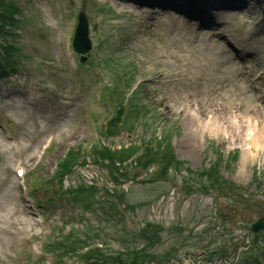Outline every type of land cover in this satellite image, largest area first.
Segmentation results:
<instances>
[{
	"label": "rangeland",
	"instance_id": "374dc122",
	"mask_svg": "<svg viewBox=\"0 0 264 264\" xmlns=\"http://www.w3.org/2000/svg\"><path fill=\"white\" fill-rule=\"evenodd\" d=\"M3 1L0 28L16 22L0 31V264H219L223 244L237 264L264 216V150L248 141L264 114V0H229L241 7L218 19L252 84L222 39L148 0Z\"/></svg>",
	"mask_w": 264,
	"mask_h": 264
},
{
	"label": "bare ground",
	"instance_id": "6f19581e",
	"mask_svg": "<svg viewBox=\"0 0 264 264\" xmlns=\"http://www.w3.org/2000/svg\"><path fill=\"white\" fill-rule=\"evenodd\" d=\"M184 2H189L185 7L188 13L192 14V15H197L198 13L204 12L200 9V6H197L196 1L197 0H182ZM146 2V1H145ZM211 4L215 3L214 0H210L208 1ZM225 3H229V0H225ZM150 4H154V5H158V6H168L170 3L168 2V0H149ZM179 8H183L182 5H185V3L178 1L177 4ZM149 13L153 14L154 11L153 10H149ZM191 116L193 117L194 120H197V116L192 113ZM237 118V116H235ZM211 117H208V120L203 123V124H199L200 127L202 129H209V130H213L215 127L213 126V121H211L210 119ZM228 122H235L233 116H228L225 117ZM232 119V120H231ZM258 118L253 119L254 121L252 122V128H253V133L252 135L248 138L249 140V146H252L253 148H260L264 150V114L263 117L261 118L262 121L260 122L261 124H258L259 122L257 121ZM231 124V123H230ZM237 126V125H236ZM217 130V129H216ZM246 154H250L251 149L246 148L245 150Z\"/></svg>",
	"mask_w": 264,
	"mask_h": 264
},
{
	"label": "water",
	"instance_id": "95a60500",
	"mask_svg": "<svg viewBox=\"0 0 264 264\" xmlns=\"http://www.w3.org/2000/svg\"><path fill=\"white\" fill-rule=\"evenodd\" d=\"M79 23L76 28V33L74 37L73 47L78 53H85L91 48V43L88 38V25L87 19L83 14L79 15ZM253 233H258L264 231V217L258 219L250 227Z\"/></svg>",
	"mask_w": 264,
	"mask_h": 264
},
{
	"label": "trees",
	"instance_id": "16d2710c",
	"mask_svg": "<svg viewBox=\"0 0 264 264\" xmlns=\"http://www.w3.org/2000/svg\"><path fill=\"white\" fill-rule=\"evenodd\" d=\"M5 7V3H4V1L3 0H0V10H2L3 8ZM0 14H1V12H0ZM2 17H1V15H0V19H1ZM15 23L16 21H14V20H7L6 22H5V24H6V29H2V28H0V31H3L2 33H9V32H11V33H14L15 34V32L12 30V27H11V23ZM16 27H17V23H16ZM1 59H3V61L5 62V64H8L5 60H7V59H4V57L3 56H1V53H0V66L1 65H3L2 64V60ZM2 68V70L4 71V69H5V67L4 66H2L1 67ZM160 149L161 148H163L162 146H160L159 147ZM120 151H110V150H106V155L107 154H109V155H112V154H118ZM155 158H156V156H154V157H151L150 159H148L147 160V162H146V165L145 166H148V165H150V164H152V161H154L155 160ZM107 160L109 161V163H111V165L113 166L115 163H119V162H121V159H115V158H113V157H108L107 158ZM163 162H165V161H163ZM144 166V167H145ZM118 168H116V171L118 172ZM79 194H81L82 196H83V194H82V192H77V195L79 196ZM85 194L86 195H84L83 196V198L85 199V200H87L88 198L89 199H91V195H90V192L88 191V190H85ZM88 197V198H87ZM75 199V198H74ZM77 200H78V197L76 198ZM263 255H264V249H263ZM243 264H260V262H258L257 261V259H255V260H250V259H246L245 261H244V263Z\"/></svg>",
	"mask_w": 264,
	"mask_h": 264
}]
</instances>
